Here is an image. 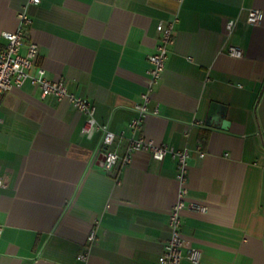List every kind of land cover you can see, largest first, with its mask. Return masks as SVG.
<instances>
[{"label": "crops", "instance_id": "0c3cea01", "mask_svg": "<svg viewBox=\"0 0 264 264\" xmlns=\"http://www.w3.org/2000/svg\"><path fill=\"white\" fill-rule=\"evenodd\" d=\"M251 7L264 11V0H0V43L24 8L21 53L35 42L34 65L94 103L114 150L144 136L190 151L184 184L171 154L135 151L106 170L103 132L87 137L71 101L13 85L0 106V264H159L183 186L184 252L198 248L201 260L181 264H264V18L248 23ZM175 19L165 71L133 130L157 25Z\"/></svg>", "mask_w": 264, "mask_h": 264}, {"label": "built area", "instance_id": "2783aa9c", "mask_svg": "<svg viewBox=\"0 0 264 264\" xmlns=\"http://www.w3.org/2000/svg\"><path fill=\"white\" fill-rule=\"evenodd\" d=\"M38 3L40 0H30ZM264 18V11L258 7H251L248 10L247 22L250 24H259ZM20 23L16 30H4L1 35L6 40L4 44L0 43V106L3 96L13 85L22 86L30 82L39 86L43 95H54L59 99H68L74 106L85 115L83 132L87 137H92L96 131L103 132L102 144L103 151L106 154L104 167L106 170H112L119 161L130 162L132 154L135 151H149L155 159L163 160L168 154H171L176 161L178 170L177 178L184 184L188 176V158L190 151L187 147L176 149L164 143H157L144 136L132 137L129 142L127 152L120 154L112 148L117 135L110 130L106 124H100L96 119V107L93 102L82 96H78L69 91L63 79L54 80L48 77L45 68L34 65V59L38 53V46L35 42H30L25 54L21 53L24 39L26 37V28L31 23V18L23 8L19 12ZM175 20L170 22L160 21L157 29L160 32V42L157 50L149 55V79L148 90L143 93V102L136 105L139 114L132 119L130 126L133 130L141 128L144 117L149 113L148 104L150 102V92L154 86L161 80L165 71L168 59L169 48L175 42ZM238 22L237 18L229 19L226 22L227 35H231ZM227 53L235 58L244 57V51L235 45H229ZM200 155L204 154L201 145L197 147ZM1 183V180H0ZM187 188L182 187L179 192L177 202L171 208L169 219L170 235L168 241L163 247V252L159 258V264H181L183 258H187L194 263L201 260V251L198 248H190L184 252V237L181 232L182 212L186 207ZM190 207L199 211H206L207 207L191 203ZM1 231V227H0ZM97 237L96 229H92L89 234V240L94 241ZM89 252L78 255V259L87 261Z\"/></svg>", "mask_w": 264, "mask_h": 264}, {"label": "water", "instance_id": "95a60500", "mask_svg": "<svg viewBox=\"0 0 264 264\" xmlns=\"http://www.w3.org/2000/svg\"><path fill=\"white\" fill-rule=\"evenodd\" d=\"M106 154L103 152L102 159L105 160Z\"/></svg>", "mask_w": 264, "mask_h": 264}]
</instances>
